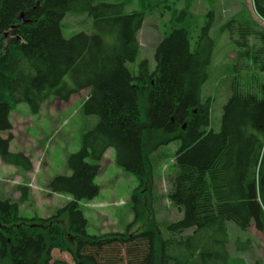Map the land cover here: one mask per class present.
I'll use <instances>...</instances> for the list:
<instances>
[{"label":"trees","instance_id":"obj_1","mask_svg":"<svg viewBox=\"0 0 264 264\" xmlns=\"http://www.w3.org/2000/svg\"><path fill=\"white\" fill-rule=\"evenodd\" d=\"M252 2L262 23L242 9L223 24L236 53L213 131L211 100L201 97L213 55L212 10L193 48L186 11H173L170 30L154 45V66L143 58L134 74L128 63L139 53L144 11H127L125 1L0 0L1 161L32 168L23 152L9 149L14 104L38 113L50 95L67 102L89 89L82 109L97 116L67 156L71 173L46 184L68 196L65 205L47 217H25L16 200L0 197V264H72L55 249L73 264H228V222L264 234V0ZM67 14L86 15L93 30L65 37ZM174 140L169 187L160 193L154 170ZM109 147L115 163L137 178L133 218L123 230L89 234L80 202L98 194L94 178ZM17 188L26 200L28 187ZM164 200L180 212L177 219L158 218ZM137 222L143 228L131 230ZM253 264L264 260L256 256Z\"/></svg>","mask_w":264,"mask_h":264},{"label":"rangeland","instance_id":"obj_2","mask_svg":"<svg viewBox=\"0 0 264 264\" xmlns=\"http://www.w3.org/2000/svg\"><path fill=\"white\" fill-rule=\"evenodd\" d=\"M109 2L125 1L126 10H142L145 18L137 33L139 53L135 60L128 63L132 73H136L137 63L146 58L154 66L153 49L157 41L167 33L172 24L173 11H186L185 22L190 37V46L194 47L196 40L202 34L209 16V10L214 12L213 22L207 33L214 40L212 61L208 66V76L201 87L202 99L210 98L211 120L210 128L218 131L222 106L229 94L227 82L231 76L230 65L236 53V47L229 37L224 22L242 9L255 21L262 23L255 13L252 0H105ZM91 20L84 14H67L63 19V35L70 37L80 29L93 30ZM71 84L68 73L64 77ZM89 89H82L73 94L69 101H59L50 95L41 105L38 113L30 112L25 103L12 106L9 119L12 123V138L9 149L12 152H23L32 162L31 169L19 165L4 163L0 159V197H10L18 202L19 214L25 217H47L68 200L62 193L50 192L46 184L56 174H70L67 166V156L80 149L84 131L93 126L97 116L86 115L82 103ZM9 131H2L6 137ZM179 141L174 140L162 147L164 156L154 170L155 184L158 192L164 193L169 187L167 180L173 167L174 151ZM115 149L109 147L98 161L99 171L94 182L99 186V192L90 200L80 202V207L87 219L86 231L89 234H100L123 230L132 220L130 195L138 181L134 174L125 171L114 160ZM88 161H92L88 158ZM18 185L28 187V197L20 201ZM158 213L160 220H174L180 212L170 206L165 200ZM66 216V215H65ZM64 216V217H65ZM229 258L228 264H253L256 256L264 260V234L250 225L247 230H241L232 222H228ZM142 223L137 222L131 230L142 229ZM55 257L72 262L66 252L53 250Z\"/></svg>","mask_w":264,"mask_h":264},{"label":"water","instance_id":"obj_3","mask_svg":"<svg viewBox=\"0 0 264 264\" xmlns=\"http://www.w3.org/2000/svg\"><path fill=\"white\" fill-rule=\"evenodd\" d=\"M20 18H21L22 21H24V20L22 19V17H20Z\"/></svg>","mask_w":264,"mask_h":264}]
</instances>
